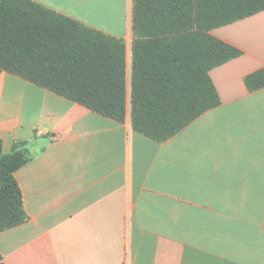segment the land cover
Masks as SVG:
<instances>
[{"label": "crops", "instance_id": "0c3cea01", "mask_svg": "<svg viewBox=\"0 0 264 264\" xmlns=\"http://www.w3.org/2000/svg\"><path fill=\"white\" fill-rule=\"evenodd\" d=\"M123 38L132 0H34ZM242 55L210 72L220 105L164 143L0 71L5 153L29 220L0 233L5 264H264V11L217 28Z\"/></svg>", "mask_w": 264, "mask_h": 264}, {"label": "trees", "instance_id": "16d2710c", "mask_svg": "<svg viewBox=\"0 0 264 264\" xmlns=\"http://www.w3.org/2000/svg\"><path fill=\"white\" fill-rule=\"evenodd\" d=\"M262 11L264 0H132L129 58L123 38L34 0H0V71L164 143L220 105L210 72L242 55L211 32ZM245 82L264 88V68ZM31 159L27 142L5 153L0 140V233L29 220L15 175Z\"/></svg>", "mask_w": 264, "mask_h": 264}]
</instances>
